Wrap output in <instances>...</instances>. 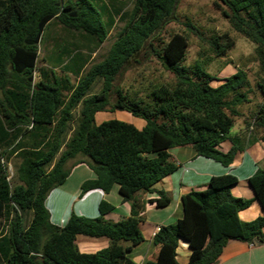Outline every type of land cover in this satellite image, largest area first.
Listing matches in <instances>:
<instances>
[{
  "label": "trees",
  "instance_id": "16d2710c",
  "mask_svg": "<svg viewBox=\"0 0 264 264\" xmlns=\"http://www.w3.org/2000/svg\"><path fill=\"white\" fill-rule=\"evenodd\" d=\"M109 1L113 13L103 0H0L3 264H135L128 254L144 240L139 229L144 204L136 195L149 192L176 170L169 150L191 147L196 156L229 166L241 148L233 139L227 152L218 147L229 139L240 106L251 101L254 91L261 102L247 124L260 132L257 140L264 142V0L214 3L217 8L224 7L222 15L233 31L254 45L258 67L253 85L240 68L217 80L207 72V62L183 65L188 48L183 34L171 35L159 49L153 47L179 0H134L106 56L85 71L119 12L115 8L119 0ZM54 23L76 34L83 44L54 46L46 59L49 66L40 68L39 80L34 81L38 45ZM209 47L214 58H225L234 41L225 33L211 38ZM141 53L156 57L173 74V85L154 86L140 98L115 85L118 75ZM56 69L62 74H56ZM69 76L77 78V83ZM97 80L101 89L90 94ZM213 81L220 83L212 86ZM77 105L78 116L72 125L71 111ZM114 111L141 119L144 126L139 130L117 119L95 123L97 113ZM12 156L17 163L9 178ZM80 163L94 178L80 185L79 198L95 189L107 193L117 185L129 204L127 218L119 222L103 219L112 206L100 202L96 218L72 213L62 226L51 222L46 198ZM237 183L233 175L214 176L204 191L183 195V217L154 234L157 257L146 264H178L175 251L179 239L190 249L188 264H216L229 240L264 244V215L251 221L239 218L251 201L232 196L230 190ZM248 183L264 212V170L257 169ZM159 196L156 207H165L169 200L162 192ZM27 214L30 219L26 224ZM78 235L105 238L108 246L95 253H80L75 245Z\"/></svg>",
  "mask_w": 264,
  "mask_h": 264
},
{
  "label": "crops",
  "instance_id": "0c3cea01",
  "mask_svg": "<svg viewBox=\"0 0 264 264\" xmlns=\"http://www.w3.org/2000/svg\"><path fill=\"white\" fill-rule=\"evenodd\" d=\"M228 76L230 75L223 77ZM38 80L39 74L36 81ZM97 82L101 84L100 80L95 83ZM89 93L95 94L91 91ZM253 94L256 99H252ZM255 94L254 91L250 95L251 101L249 103L240 106L239 115L235 117L233 128L228 134L229 139L224 140L218 147L220 151L227 152L232 147L231 139H233L241 148L236 152L229 166L223 167L213 160L198 157L191 147L173 148L168 153L170 161L177 166L176 170L154 184L149 192L136 195V198L144 204L141 214L142 221L139 223V229L144 240L128 254V257L135 264L155 261L158 253V247L152 241L155 228L173 224L181 219L183 217L182 196L191 191H204L211 177L229 174L238 179V183L230 190L232 196L251 201L248 208L239 212L240 220L251 221L264 215L260 204L254 199V193L248 183V179L257 169L264 170V142L257 140L260 132L247 124L250 120L252 122L256 105L261 102V98ZM75 109H77L78 114L79 105L71 111L72 118ZM118 112L123 111L110 113L119 115ZM100 113L102 112L97 113L95 118ZM121 116L139 130L144 126V122L137 120L138 118H134L130 114H121ZM69 135L70 133L67 132L66 137ZM250 140H252L251 143L248 142ZM93 178L94 174L83 163L71 168L65 182L53 189L46 198L45 205L50 213L52 223L62 226L72 213L96 218L99 216L98 206L100 202L112 206V209L104 214L103 219L119 222L128 217L129 204L119 194L117 185H113L107 193L95 189L86 192L79 198L80 185L85 180ZM159 192H162L169 200L165 207H156V201L160 197ZM27 215L30 219V214ZM75 245L80 253L89 254L106 248L108 241L105 238H89L78 235L75 239ZM175 252L178 264H188L190 249L185 241L178 240ZM0 264H3L1 258ZM216 264H264V244L250 245L238 240H229L223 247Z\"/></svg>",
  "mask_w": 264,
  "mask_h": 264
},
{
  "label": "rangeland",
  "instance_id": "374dc122",
  "mask_svg": "<svg viewBox=\"0 0 264 264\" xmlns=\"http://www.w3.org/2000/svg\"><path fill=\"white\" fill-rule=\"evenodd\" d=\"M107 8L113 13V7L109 0H103ZM134 0H119L115 4V8L119 9L117 15L114 16V24L109 30L105 41L91 54L90 60L85 67V71L89 70L93 64L103 60L109 51L112 43L117 38L118 33L124 27L123 18L125 14L131 11ZM217 0H179L172 15L159 35L153 41V47L159 49L163 43L167 42L169 37L175 33L183 34L188 39V48L183 65L190 66L197 61L207 62V72L217 80L223 79L224 75H231L237 68L247 72L248 79L251 84L254 82L255 73L258 63L254 55V45L247 39L233 31L227 19L222 15L224 7L217 8L214 3ZM187 25L193 26L197 33L189 29ZM234 41V47L227 53L225 58H214L211 54L209 42L211 38L221 36L223 34ZM77 42L83 44V41L74 33L65 32L59 25L51 24L47 29L44 39L38 45V61L36 69L33 72L34 81L38 79V70L49 66L47 56L54 49V46L63 48L67 44ZM68 47V46H67ZM83 51H86L84 48ZM56 74H62L59 69L55 70ZM73 84L77 83V78L69 76ZM174 83V76L165 70L159 60L151 53H141L136 57V62L131 64L124 72H122L115 80V85L120 87L124 92L131 96L144 97L154 86L167 85ZM218 84L213 81L212 85ZM252 88H254L252 86ZM101 89L99 82L95 83L91 88L92 93H97ZM253 99H256L252 95ZM78 109V108H77ZM77 109L73 111V123L77 118ZM119 115L102 112L95 118V123L99 124L103 121L117 119L123 122L121 114L126 112H118ZM142 121L141 119H137ZM143 122V121H142ZM128 123V122H126ZM17 163L14 156L8 161L9 178L12 177L13 167ZM29 221L28 215L25 216L26 224Z\"/></svg>",
  "mask_w": 264,
  "mask_h": 264
},
{
  "label": "built area",
  "instance_id": "2783aa9c",
  "mask_svg": "<svg viewBox=\"0 0 264 264\" xmlns=\"http://www.w3.org/2000/svg\"><path fill=\"white\" fill-rule=\"evenodd\" d=\"M159 230H160V227H156L154 233L158 232ZM250 245H252V244H250Z\"/></svg>",
  "mask_w": 264,
  "mask_h": 264
}]
</instances>
